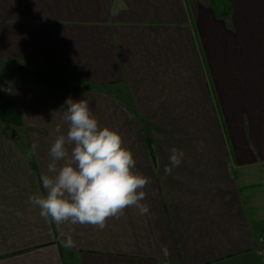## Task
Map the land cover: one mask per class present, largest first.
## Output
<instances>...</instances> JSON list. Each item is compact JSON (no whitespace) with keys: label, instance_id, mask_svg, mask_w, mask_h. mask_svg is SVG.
<instances>
[{"label":"crops","instance_id":"1","mask_svg":"<svg viewBox=\"0 0 264 264\" xmlns=\"http://www.w3.org/2000/svg\"><path fill=\"white\" fill-rule=\"evenodd\" d=\"M0 73V264H264V0H0ZM68 98L122 134L147 215L30 205Z\"/></svg>","mask_w":264,"mask_h":264},{"label":"clouds","instance_id":"2","mask_svg":"<svg viewBox=\"0 0 264 264\" xmlns=\"http://www.w3.org/2000/svg\"><path fill=\"white\" fill-rule=\"evenodd\" d=\"M65 104L62 119L68 126L66 134L59 125L54 129L50 159L40 176L45 191L30 195V205L39 209L46 222L91 225L100 230L109 218L123 216L128 208L147 215L150 206L143 201L150 178L135 170L137 161L124 146L122 134L101 127L89 101L68 98ZM35 149L33 145L31 151ZM169 153L165 176L171 175L185 156L176 147ZM63 243L71 247L75 242L69 235Z\"/></svg>","mask_w":264,"mask_h":264},{"label":"water","instance_id":"3","mask_svg":"<svg viewBox=\"0 0 264 264\" xmlns=\"http://www.w3.org/2000/svg\"><path fill=\"white\" fill-rule=\"evenodd\" d=\"M17 71L21 74L31 75L33 77H40V76L45 77L44 73L33 70L31 68H28V67H24V66H20Z\"/></svg>","mask_w":264,"mask_h":264},{"label":"built area","instance_id":"4","mask_svg":"<svg viewBox=\"0 0 264 264\" xmlns=\"http://www.w3.org/2000/svg\"><path fill=\"white\" fill-rule=\"evenodd\" d=\"M259 241L264 244V235L259 236ZM263 253H264V251H263Z\"/></svg>","mask_w":264,"mask_h":264},{"label":"trees","instance_id":"5","mask_svg":"<svg viewBox=\"0 0 264 264\" xmlns=\"http://www.w3.org/2000/svg\"><path fill=\"white\" fill-rule=\"evenodd\" d=\"M147 140V139H146ZM148 141V140H147ZM263 232H264V228H263Z\"/></svg>","mask_w":264,"mask_h":264},{"label":"rangeland","instance_id":"6","mask_svg":"<svg viewBox=\"0 0 264 264\" xmlns=\"http://www.w3.org/2000/svg\"><path fill=\"white\" fill-rule=\"evenodd\" d=\"M1 74V73H0ZM10 74V73H9ZM264 256V255H263Z\"/></svg>","mask_w":264,"mask_h":264}]
</instances>
